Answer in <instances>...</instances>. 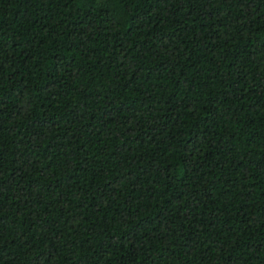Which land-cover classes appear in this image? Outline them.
Masks as SVG:
<instances>
[{"label": "trees", "instance_id": "trees-1", "mask_svg": "<svg viewBox=\"0 0 264 264\" xmlns=\"http://www.w3.org/2000/svg\"><path fill=\"white\" fill-rule=\"evenodd\" d=\"M0 264H264V0H0Z\"/></svg>", "mask_w": 264, "mask_h": 264}]
</instances>
